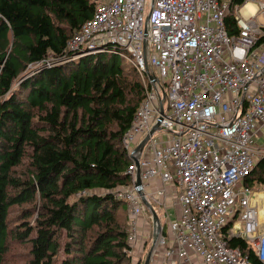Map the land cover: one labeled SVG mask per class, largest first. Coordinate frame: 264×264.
<instances>
[{"label":"built area","instance_id":"1","mask_svg":"<svg viewBox=\"0 0 264 264\" xmlns=\"http://www.w3.org/2000/svg\"><path fill=\"white\" fill-rule=\"evenodd\" d=\"M229 2L102 0L63 55L29 66L27 76L113 54L136 71L145 98L122 136L131 183L111 193L128 204L131 247L140 219L152 220V241L157 228L143 198H175L180 214L171 219L164 211L167 232L160 223L152 252L160 264H253L225 245L232 238L245 240L264 264V185H245L264 158V24L256 21L264 0L250 18L242 12L247 0L237 8L232 35L224 24ZM152 180L162 188L147 189Z\"/></svg>","mask_w":264,"mask_h":264},{"label":"trees","instance_id":"2","mask_svg":"<svg viewBox=\"0 0 264 264\" xmlns=\"http://www.w3.org/2000/svg\"><path fill=\"white\" fill-rule=\"evenodd\" d=\"M100 1L0 0V264L12 252L27 258L11 264H143L111 193L130 184L122 136L145 98L136 71L95 54L23 77L63 55ZM244 2L228 4L231 35ZM245 185H264V158ZM224 243L260 264L245 240Z\"/></svg>","mask_w":264,"mask_h":264},{"label":"rangeland","instance_id":"3","mask_svg":"<svg viewBox=\"0 0 264 264\" xmlns=\"http://www.w3.org/2000/svg\"><path fill=\"white\" fill-rule=\"evenodd\" d=\"M252 2L257 4L258 2H260V0H252ZM256 21L258 23L264 24V18L260 14L257 15ZM27 71H29V67L27 68ZM27 71L24 73L25 75L23 74V77H25L26 75H29L30 74V72L27 73ZM159 133H160V131H157L155 133V135L156 136H159L160 135ZM263 141H264V138H260V143H262ZM130 183H131V181H130ZM252 189L255 190V191H263V188L261 186H253ZM122 202L123 203L120 204L118 216H119L120 220L122 222L126 223L128 225V227H129V213H128L129 210H128V204L125 201H122ZM152 204H153V209L156 212V214H157V216H158V218L160 220L161 225L164 227V230H166V232H167V224L165 222V212H164V208L158 209V207L153 202H152ZM167 213L174 216V211H172V210H168ZM147 222L149 224H151V226L149 228V233H150L149 234V238H148V240H146L147 243L145 242L146 244L143 247L144 250H143L141 256H137L132 251V254L131 255H132L133 259L135 260V263L139 262V260H141L142 263H144L145 258L147 256V253L150 250L151 241H152V231H151V229H152V220H148ZM128 232H129V229H128ZM138 236H139V234H138ZM138 236H137L136 241L138 240ZM218 236H219V234H218ZM136 241L134 242V244H136ZM134 248H132V250ZM17 249H19V248H17ZM10 250H11V248H10ZM136 251H137V248L134 249V252H136ZM11 252H12V250H11ZM25 257L27 258V255L25 254V252L24 253L22 252L20 254H16V253L12 252L11 255H9V257H8V260L10 261L9 264H11L13 261L22 260ZM6 264H8V263H6Z\"/></svg>","mask_w":264,"mask_h":264},{"label":"crops","instance_id":"4","mask_svg":"<svg viewBox=\"0 0 264 264\" xmlns=\"http://www.w3.org/2000/svg\"><path fill=\"white\" fill-rule=\"evenodd\" d=\"M246 1V0H245ZM101 2V1H100ZM99 2V3H100ZM241 7V6H240ZM240 7H237V8H240ZM237 8L235 9V16H236V10ZM245 12V11H243ZM52 53H47L46 57H49L51 56ZM121 59V58H120ZM122 60V59H121ZM123 61V60H122ZM124 63H126L125 61H123ZM127 64V63H126ZM128 65V64H127ZM167 187V190L171 189L172 192L175 193V190H174V187L173 186H166ZM262 187V186H261ZM162 188V185H160L159 181L158 180H152L150 182V185L147 189H150V190H154V189H160ZM173 193V195H174ZM152 202L160 209L164 208L163 205L166 203V205L168 206L167 209L164 208V211L166 210V212L168 210H172L174 211V216L169 214L170 215V218L171 219H174L176 217L179 216L180 214V208L177 204H175V198H151L149 200V203L150 205L152 206L153 208V204ZM173 204H175L173 206ZM172 205V206H171ZM154 210V209H153ZM149 223L147 222H144V221H141L140 219V226H139V236H138V240L136 241V244H133L132 245V248L136 249L137 248V251L134 252V249H133V253H135L137 256H141L143 250H144V245L147 243L146 240H148L149 238V228L150 226L148 225ZM166 231V230H164ZM146 242V243H145ZM150 264H160V261L159 259H155V260H152L151 259V263Z\"/></svg>","mask_w":264,"mask_h":264},{"label":"water","instance_id":"5","mask_svg":"<svg viewBox=\"0 0 264 264\" xmlns=\"http://www.w3.org/2000/svg\"><path fill=\"white\" fill-rule=\"evenodd\" d=\"M163 96H165V94H163ZM156 128H157V126H155V128H153L150 133L152 134ZM142 145L143 144H141L140 147H142ZM140 185H141V183H140V180H139V173L137 172L135 187L138 189V191L141 190ZM143 202L148 207L150 213L152 214L153 227H157L156 229H154L152 246L150 247V250L148 251L147 256L145 258V261L143 263V264H150L151 263V257H152L153 248H154V245H155V241H156V238H157L158 233L160 231L159 230L160 222H159V218H158L156 212L153 210L151 205L145 200V198H143Z\"/></svg>","mask_w":264,"mask_h":264},{"label":"clouds","instance_id":"6","mask_svg":"<svg viewBox=\"0 0 264 264\" xmlns=\"http://www.w3.org/2000/svg\"><path fill=\"white\" fill-rule=\"evenodd\" d=\"M244 11L246 13V18H250L251 16H254L256 14V12L258 11V7L255 3L252 2V0H247V3L244 5ZM241 24H243L242 21Z\"/></svg>","mask_w":264,"mask_h":264},{"label":"bare ground","instance_id":"7","mask_svg":"<svg viewBox=\"0 0 264 264\" xmlns=\"http://www.w3.org/2000/svg\"><path fill=\"white\" fill-rule=\"evenodd\" d=\"M244 11V8L242 9V12ZM244 14H246L245 12H243ZM261 211H262V214H261V216H262V218L264 219V207L261 209Z\"/></svg>","mask_w":264,"mask_h":264}]
</instances>
